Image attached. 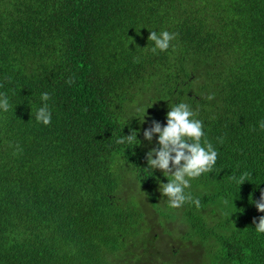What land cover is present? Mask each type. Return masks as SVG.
Instances as JSON below:
<instances>
[{
    "label": "trees",
    "instance_id": "16d2710c",
    "mask_svg": "<svg viewBox=\"0 0 264 264\" xmlns=\"http://www.w3.org/2000/svg\"><path fill=\"white\" fill-rule=\"evenodd\" d=\"M151 31L177 35L154 54ZM3 96L0 264H264V0H0ZM181 102L218 151L185 190L199 209L170 208L145 159ZM151 210L178 225L155 251Z\"/></svg>",
    "mask_w": 264,
    "mask_h": 264
},
{
    "label": "clouds",
    "instance_id": "9594fccd",
    "mask_svg": "<svg viewBox=\"0 0 264 264\" xmlns=\"http://www.w3.org/2000/svg\"><path fill=\"white\" fill-rule=\"evenodd\" d=\"M176 33L162 31L149 32L148 40L154 42L151 51L155 54L165 52L170 47L171 41L176 38ZM71 83L72 81H68ZM214 94L206 97L212 100ZM50 99L49 93L41 94L43 105L36 111L35 119L38 123L48 126L51 123V111L46 103ZM11 105L7 96L0 97V110L7 112ZM194 113L187 103H178L166 114V125L161 126L159 122L152 121L151 126L144 130L143 137L151 142L153 136H157V148L150 149L145 156L147 166L160 170L164 176L172 178L160 186L161 194L167 198L170 208H180L185 203H192L197 209L201 207L199 198H193L186 192L191 187V180L199 178L201 175L211 173L217 158L218 151L205 138L203 123L195 119ZM261 130H264V121L259 123ZM254 130V129H253ZM133 143L137 141L136 132L121 137L118 143ZM223 142L222 140L220 141ZM153 156L155 158H153ZM250 173H243L239 180V185L247 181ZM258 212L264 213V190L260 193L258 201L253 202ZM259 222L254 218L253 224L258 233H264V216H260Z\"/></svg>",
    "mask_w": 264,
    "mask_h": 264
},
{
    "label": "rangeland",
    "instance_id": "374dc122",
    "mask_svg": "<svg viewBox=\"0 0 264 264\" xmlns=\"http://www.w3.org/2000/svg\"><path fill=\"white\" fill-rule=\"evenodd\" d=\"M126 187H128V188H133V186L132 187H130V186H126ZM127 193V192H126ZM133 193L131 192V195H132ZM139 203L140 204H145L146 203V200H145V203H142V202H140L139 201ZM151 213L153 214V215H151L149 218H150V220H149V223L151 224L152 223V226L150 225L149 227H150V229L152 230L151 232H150V234H149V236H151L150 237V239H151V242L154 244V246H153V251H155L154 250V247H155V245L158 243V246L159 247H161L162 246V244L160 243V242H153L152 241V239L154 238V236L155 235H157V236H160V233H162V231H164V230H166V231H168V230H172V227L171 226H173L174 228H177L178 227V225H177V221H174L172 224H170V225H165V226H161L160 224H158V223H156L155 221H154V217H155V215H154V212H153V210H151ZM176 230H173L172 232L171 231H169V232H166L165 234H166V236L169 238V240H171V241H174L175 240V238L178 236V232H175ZM168 240V239H167ZM171 243V242H170ZM172 244V243H171ZM167 246H168V248H169V250H170V252L172 251L171 250V247H170V245L169 244H167ZM161 254V253H160ZM171 256V254L169 253V257Z\"/></svg>",
    "mask_w": 264,
    "mask_h": 264
}]
</instances>
